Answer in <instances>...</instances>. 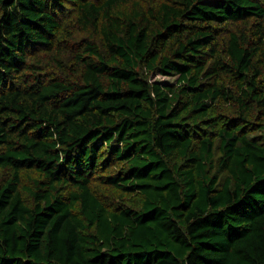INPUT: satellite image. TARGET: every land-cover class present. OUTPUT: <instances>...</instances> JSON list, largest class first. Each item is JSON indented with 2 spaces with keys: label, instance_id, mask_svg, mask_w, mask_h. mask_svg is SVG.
<instances>
[{
  "label": "trees",
  "instance_id": "obj_1",
  "mask_svg": "<svg viewBox=\"0 0 264 264\" xmlns=\"http://www.w3.org/2000/svg\"><path fill=\"white\" fill-rule=\"evenodd\" d=\"M0 264H264V0H0Z\"/></svg>",
  "mask_w": 264,
  "mask_h": 264
},
{
  "label": "rangeland",
  "instance_id": "obj_2",
  "mask_svg": "<svg viewBox=\"0 0 264 264\" xmlns=\"http://www.w3.org/2000/svg\"><path fill=\"white\" fill-rule=\"evenodd\" d=\"M173 78H174L173 75H171V76H168V75L163 76V75H159V74L154 75V79H157V80H169V81H171V80H173Z\"/></svg>",
  "mask_w": 264,
  "mask_h": 264
}]
</instances>
